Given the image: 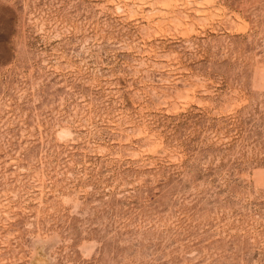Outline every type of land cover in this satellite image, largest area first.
Listing matches in <instances>:
<instances>
[{
	"label": "rangeland",
	"instance_id": "rangeland-1",
	"mask_svg": "<svg viewBox=\"0 0 264 264\" xmlns=\"http://www.w3.org/2000/svg\"><path fill=\"white\" fill-rule=\"evenodd\" d=\"M0 264H264V0H0Z\"/></svg>",
	"mask_w": 264,
	"mask_h": 264
}]
</instances>
